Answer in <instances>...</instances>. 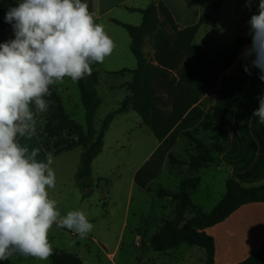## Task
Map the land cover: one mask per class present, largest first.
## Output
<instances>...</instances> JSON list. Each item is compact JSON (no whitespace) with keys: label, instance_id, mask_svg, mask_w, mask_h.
I'll list each match as a JSON object with an SVG mask.
<instances>
[{"label":"trees","instance_id":"obj_1","mask_svg":"<svg viewBox=\"0 0 264 264\" xmlns=\"http://www.w3.org/2000/svg\"><path fill=\"white\" fill-rule=\"evenodd\" d=\"M225 1L202 0V5L208 12H203L195 24L181 29L161 1L157 4L152 2L143 9L126 8L141 15L139 26L116 19L111 21L127 32L131 40L129 49L136 62L134 69L118 72L132 74L131 80L123 84L128 92L127 96L116 110L105 116L100 122L99 131H96L95 116L101 103L95 89L96 73L76 82L84 108L85 128L68 116L60 95L50 86V99L55 103L46 113H38L37 122L42 121L43 128L40 132L37 126L36 132L42 148L52 155L68 152L76 146L81 147L74 181L82 200H86L97 187L92 180V162L102 153L105 134L116 116L134 110L142 125L160 141L220 77L213 106L195 128L182 133V137L192 147L188 159L181 160L172 153L168 154L167 166L174 165L179 170L184 168L185 173H179L177 191L161 187L155 191L159 198L170 199L174 203V216L171 219L162 218L160 227L149 239V246L155 252L171 251L183 244L197 247L204 252V264L214 263V241L205 233V229L223 221L243 204L264 203V183L246 187L230 176L225 180L223 197L209 213L196 209L191 200V193L199 184L197 172L215 162L229 147L232 110L249 76L242 65L250 64L251 58L249 61L242 58L239 60L237 74L224 75L238 60L241 49L251 42L249 32L237 35L230 45L213 57L205 53L203 45L193 44L200 26L212 24ZM19 2L20 0H0V43L6 41L12 29L4 21V15ZM82 2H87L90 11V0ZM152 36L154 42L152 54L149 55L144 51V46L147 38ZM150 187L148 185L147 190ZM63 229L70 232L69 229ZM49 258L51 264H85L78 255L55 248ZM238 264H264V241L256 252Z\"/></svg>","mask_w":264,"mask_h":264},{"label":"clouds","instance_id":"obj_2","mask_svg":"<svg viewBox=\"0 0 264 264\" xmlns=\"http://www.w3.org/2000/svg\"><path fill=\"white\" fill-rule=\"evenodd\" d=\"M253 0H245L249 9ZM4 21L14 38L0 43V261L13 255L47 260L54 224L83 239L94 225L82 211L61 216L47 189L56 186L53 156L38 160L41 149L21 144L37 132L36 114L54 105L50 86L65 77L77 82L92 75L90 65L103 63L115 48L104 26L82 0H20ZM248 24L251 45L241 56L243 70L259 69L264 81V0ZM33 105L34 107H30ZM253 117L264 124V95Z\"/></svg>","mask_w":264,"mask_h":264},{"label":"crops","instance_id":"obj_3","mask_svg":"<svg viewBox=\"0 0 264 264\" xmlns=\"http://www.w3.org/2000/svg\"><path fill=\"white\" fill-rule=\"evenodd\" d=\"M154 1L155 0H97V5L101 8L102 13L104 14L115 12L119 8L129 14H139L137 12L128 11L126 8L143 9ZM157 1H161L167 7L179 29L195 24L198 22L199 17L203 12H208V10L203 7L202 0ZM258 4L259 0H253L251 8L249 9L245 6V0H226L222 5L220 12L214 17L212 24H202L200 26L193 39L194 46L203 45L207 55L212 57L215 56L217 52L230 45L237 35H245L249 32L250 26L248 21L253 14L258 12ZM203 26L215 28L213 35H210L209 37L204 36L205 38H201L199 39V42H196L198 33L201 32V30H205L203 29ZM122 36V41L126 45V49H129L131 43L130 38L128 40L124 35ZM209 45L213 47V50L208 53L207 50ZM250 45L251 42L241 49L238 60L231 67L233 70L231 71L230 68L224 74H237L236 68L239 65V60L242 58L241 54L244 49ZM130 63L131 66H129V68L122 67L117 71L106 70L105 73L115 74L121 70L134 69L136 62L133 56L132 59H130ZM125 73L131 75L132 78V74L129 72H123L121 74ZM258 77V69L252 68V74L248 76L245 88L232 110L229 147L224 153L216 158L215 162L197 172L196 176L199 178V184L194 191L202 183L203 178L207 176L206 172L208 168L211 167L213 168V171L210 174L209 184H212L211 181L215 182L216 175H220V178H222L224 182L225 179L230 176L246 187L258 186L264 183V124L259 122L258 117H253L254 110L259 107V97L264 95V81H261ZM128 81L130 80H122L121 82L107 85L106 91L119 90L124 95L123 98H120L116 103H121L127 96L128 92L126 91L127 93H124L123 90L126 89L123 87V84ZM215 86L214 89L212 88L207 91L200 98L199 102L194 104L186 112L183 118L174 126L164 139L158 141L153 137L154 140L150 141V146L144 159H142V162L130 173L131 189L136 188L141 192L146 193L148 185L166 176L165 169L169 153H172L176 158L181 160L188 159L192 152V147L189 145L188 141L182 137V133L195 128L203 120L207 110L213 106L217 96L218 83ZM30 107L34 106L30 105ZM133 112L134 110L131 109L125 114ZM125 114L118 115L114 118L106 134L111 130H114V124L121 126L120 123L128 117H124V119L119 118ZM38 115L39 114H36L35 116L36 121ZM127 132L128 130L126 129L120 132L121 134L118 136H115L112 143H115L116 145L109 144L107 146L108 151H112L111 154H108L105 150L106 146L104 143L102 153L93 160L92 180L96 183L99 179H105L104 177L96 176L95 174L93 177V168L99 175L100 172L97 171L104 168L99 164L98 159L101 157L104 158V160H108L109 157L115 156V151L119 148H123V146L119 144V142L121 143L120 135L127 136ZM18 140L22 145L28 143L29 145L31 144L34 146L33 148H40L41 152L39 156L41 160L45 159L47 152L42 148L36 136H34L31 141H25L19 137ZM70 154L72 153L68 151L63 152L62 154L52 155L53 163L51 164V167L56 175V186L47 189L49 198L54 199L57 202V209L60 211L61 216L66 215L70 211H82L88 218L89 222L94 223L95 220L92 213L93 208L99 206L101 198L99 197L94 201L93 191L88 199L82 200L81 192L74 183V175L76 167H78L80 153H76L74 157H69ZM63 155L64 157H60ZM116 167L119 169L120 166ZM119 170V172H121V169ZM180 172L179 169H176L173 173L169 174L178 178L180 183ZM164 178L167 179V177ZM99 185L101 184L98 183L96 189L99 188ZM194 191H192V193ZM205 192L206 195L204 197L206 201H210V198L212 197L210 191L208 190ZM221 197L223 196H218V198L214 197L215 199L213 198L214 200H211L212 204L214 203V205H216ZM103 200H105V197ZM105 204L106 203H103V206H105ZM107 205L109 207V203H107ZM154 205L158 210L161 209L163 211H159L160 213L158 212L153 216V232L149 230L151 232L148 231L147 241L144 242L142 239V243L136 245L138 247L149 245L150 236L160 227V221L162 218L171 219L174 216V203L170 199H166L164 203L159 202ZM200 205L202 204H199L198 206L193 204L196 209L202 212V206ZM108 207L107 210L103 209V213L100 217H105L108 214ZM144 225L146 226V224ZM126 228H128V224L125 219L122 223V229L125 230ZM60 229L65 230L63 228ZM70 231L74 234L72 230ZM205 233L214 241L213 264H238L244 261L256 252L264 241V203L251 202L239 206L223 221L207 227ZM106 235L107 234L102 233L101 238ZM85 238H89V241L94 246H106L104 239L102 240L99 236L96 237L87 234ZM149 248L150 246L146 247L145 250L146 254L149 253L151 257L150 260H147L149 264L151 261L153 262L157 259L163 260L162 264H191L180 251V246L171 251L156 252L157 255H154ZM117 250L118 245L114 247L112 252L105 253L106 256H109L108 258L106 257V259H108L110 263H113V257L115 258ZM153 252L155 251L153 250ZM140 259L143 260L146 258ZM0 264H26V257L13 255L5 261H0Z\"/></svg>","mask_w":264,"mask_h":264},{"label":"rangeland","instance_id":"obj_4","mask_svg":"<svg viewBox=\"0 0 264 264\" xmlns=\"http://www.w3.org/2000/svg\"><path fill=\"white\" fill-rule=\"evenodd\" d=\"M158 2L159 1L157 0L154 1L155 4ZM90 4V12L94 15L95 22L104 26L106 33L115 43V48L112 54L107 56L103 63L90 65L93 69L92 73L97 74V83L95 85V89L98 97L101 100L100 106L98 107L95 116V130L99 131L100 122L108 113L116 110L119 107L121 103H116V101L120 100V98H123L124 96L119 90L106 91L107 85L118 83L122 80H131V75H128L127 73H105L106 70L117 71L122 67L129 68V66H131L130 59H132L130 49H126V45L122 41V35H124L129 40L127 32L121 28V26L114 24L111 20L116 19L121 22H126L125 24H136L134 26H139L141 22V16L139 14L126 13L120 8L115 12L104 14L102 13L101 8L97 5V0H90ZM203 29L205 30H201V32L198 33L196 42H199V39L201 38H205L204 36L209 37L210 35H213L215 28L203 26ZM13 38L14 33L11 29L6 41ZM153 42V36L151 38H147L144 46V51L149 55L152 54ZM212 50L213 47L209 45L207 50L208 53L212 52ZM232 70L233 68H231V71ZM220 79L221 78L218 77L215 83V85L218 83V88ZM215 85L212 87L213 89L216 87ZM53 87L60 95L68 116L79 126L85 128L84 108L80 101V94L76 82H73L70 78L65 77V80L62 84H56L53 85ZM123 91L124 93L126 92V90ZM206 92L207 91H205L203 95ZM125 115H122L121 118H119L124 119V117H128L126 120H123V122L120 123L121 126L114 124V130H111L112 132L110 131L105 134L104 138V143L106 146L105 150L108 154H111L112 151L109 152L107 146L109 144L116 145L115 143H112L115 136H118L121 134L120 132L127 129V136L120 135L121 143L119 142V144H121L123 148L117 149L115 151L116 155L109 157L108 160H104V158L101 157L98 159L99 164L104 167L102 170L97 171L100 172V175L97 174L93 168V177L95 174L96 176H101L105 179L98 180L97 183L94 181L95 184L98 185L99 183L101 185H99L98 189H96L97 187L95 188L96 190L94 189L93 198L94 201H96L100 197L101 202L97 208H93L92 213L95 222L92 223L94 228L89 234L96 237L99 236L100 238L102 233L107 234L105 237L101 238L102 240L104 239L106 246H94L89 241V238L81 239L77 234H72L71 231L69 232L67 230H61L55 224L48 233V240L52 244V248H55L59 251L76 254L83 260L85 264H149L147 260H150L151 257L150 254H146L145 251L146 247H149V245H142L141 247L136 245H140L142 243V239L144 242L147 241L148 233L151 231L153 232V216L159 211H163L161 209L158 210L154 204L159 202L164 203L166 198H159L155 191L159 187L177 191L179 186V179L169 174L176 170V168H174L175 166H167L166 164V168L168 169L165 170L167 175L164 177H167V179L162 176L163 178L160 180L152 182L150 184V190H147L146 193L141 192L136 188H130V173L142 162V159H144V156L147 154L150 141H153L154 138L146 129V127L142 125L141 119L136 114V112ZM37 126L41 132L43 128V122H37ZM28 146L30 149L34 147L31 144H28ZM69 152L72 153L69 155V157H74L76 153L81 154V147L76 146ZM60 157H64V155ZM37 159L41 160L40 156H38ZM116 166H120L119 169H121V172H119L120 170ZM77 168L78 167H76V171ZM179 171H182V174L185 173L184 168H181ZM212 171V167L208 168L206 172L207 176L203 178L202 183L191 195L193 204L197 206L202 204L200 206H202V212L205 214L209 213L216 206L214 203L212 204L211 200L214 197L218 198V196H223L225 193V182L222 180V178H220V175H216L215 182L211 181L212 184H209L210 174ZM208 190L212 195L210 201H206L204 197L206 195L205 191ZM104 197L105 200H103ZM103 203H106L105 206H103ZM107 203H109V207ZM107 207L109 208L108 214L105 217H100V215L103 213V209L107 210ZM125 219L127 220L128 228L123 230L122 223ZM144 224H146V226ZM139 240L141 241L140 243H138ZM116 245H118V250L116 251L115 258L112 256L113 263H110L108 259H106V257L108 258L109 256H106L105 253L112 252ZM180 247V251L191 264H204L203 250L185 244L180 245ZM149 250L152 251L154 255H157V253L153 252L151 248H149ZM140 258L146 259L141 260ZM162 263L163 260L161 259L150 262V264ZM26 264L51 263L49 257L47 260H39L35 257H26Z\"/></svg>","mask_w":264,"mask_h":264},{"label":"built area","instance_id":"obj_5","mask_svg":"<svg viewBox=\"0 0 264 264\" xmlns=\"http://www.w3.org/2000/svg\"><path fill=\"white\" fill-rule=\"evenodd\" d=\"M141 241L139 240L138 243H140Z\"/></svg>","mask_w":264,"mask_h":264}]
</instances>
